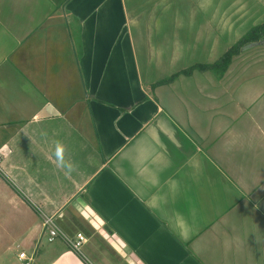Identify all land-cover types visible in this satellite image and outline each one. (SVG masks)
Here are the masks:
<instances>
[{"label": "crops", "instance_id": "1", "mask_svg": "<svg viewBox=\"0 0 264 264\" xmlns=\"http://www.w3.org/2000/svg\"><path fill=\"white\" fill-rule=\"evenodd\" d=\"M155 92L126 0H0V264H264V71Z\"/></svg>", "mask_w": 264, "mask_h": 264}, {"label": "rangeland", "instance_id": "2", "mask_svg": "<svg viewBox=\"0 0 264 264\" xmlns=\"http://www.w3.org/2000/svg\"><path fill=\"white\" fill-rule=\"evenodd\" d=\"M126 5L142 77L154 95L182 74L222 73L214 64L234 47L238 52L225 72L264 71V33L256 42L240 44L250 30L264 25V0H126ZM84 113L83 106L79 116ZM79 232L91 236L93 230L69 224L67 236Z\"/></svg>", "mask_w": 264, "mask_h": 264}, {"label": "built area", "instance_id": "3", "mask_svg": "<svg viewBox=\"0 0 264 264\" xmlns=\"http://www.w3.org/2000/svg\"><path fill=\"white\" fill-rule=\"evenodd\" d=\"M44 228L48 232V240L50 242L54 241L58 236L61 235V231L59 230L58 226L55 224V220L53 216H48L45 218ZM86 242H87V237L82 232L77 233L75 238L70 241L72 247L76 251H80ZM19 257L23 261H26V264H29L30 260H32L29 256L26 255L25 252L20 253Z\"/></svg>", "mask_w": 264, "mask_h": 264}, {"label": "trees", "instance_id": "4", "mask_svg": "<svg viewBox=\"0 0 264 264\" xmlns=\"http://www.w3.org/2000/svg\"><path fill=\"white\" fill-rule=\"evenodd\" d=\"M264 33V25L262 26H257L255 28H253L252 30H250L245 36L244 38L240 41L241 45H244L248 42H256L258 41L261 37V34ZM238 52V48L234 47L229 49L215 64L214 67L218 66V67H222V73H224L227 68L228 65L230 64L231 58L234 56V54H236ZM203 68V67H202Z\"/></svg>", "mask_w": 264, "mask_h": 264}, {"label": "clouds", "instance_id": "5", "mask_svg": "<svg viewBox=\"0 0 264 264\" xmlns=\"http://www.w3.org/2000/svg\"><path fill=\"white\" fill-rule=\"evenodd\" d=\"M65 146L62 143H57L55 147V157H56V164L58 167L67 168L69 171L73 170L72 165L68 164L64 157H65Z\"/></svg>", "mask_w": 264, "mask_h": 264}, {"label": "water", "instance_id": "6", "mask_svg": "<svg viewBox=\"0 0 264 264\" xmlns=\"http://www.w3.org/2000/svg\"><path fill=\"white\" fill-rule=\"evenodd\" d=\"M261 43H263L264 44V40H262V42Z\"/></svg>", "mask_w": 264, "mask_h": 264}]
</instances>
